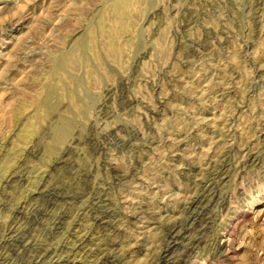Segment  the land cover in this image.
<instances>
[{
  "label": "rangeland",
  "instance_id": "1",
  "mask_svg": "<svg viewBox=\"0 0 264 264\" xmlns=\"http://www.w3.org/2000/svg\"><path fill=\"white\" fill-rule=\"evenodd\" d=\"M263 136L264 0H0V235L24 200L67 264H264Z\"/></svg>",
  "mask_w": 264,
  "mask_h": 264
},
{
  "label": "bare ground",
  "instance_id": "2",
  "mask_svg": "<svg viewBox=\"0 0 264 264\" xmlns=\"http://www.w3.org/2000/svg\"><path fill=\"white\" fill-rule=\"evenodd\" d=\"M54 92V91H53ZM44 102V101H43ZM70 124L69 123H65L64 125H63V127H62V129H61V132H60V139L61 140H64V138L70 133ZM264 137V136H263ZM219 138V137H218ZM261 138V137H260ZM262 145V144H261ZM103 146V145H102ZM227 146V145H226ZM29 149V148H28ZM29 151H31V150H29ZM101 151V150H100ZM259 151V150H258ZM61 159V158H60ZM224 160V159H223ZM19 161V160H18ZM106 161V160H105ZM230 161V160H229ZM221 163V162H220ZM226 163V162H225ZM228 163V162H227ZM110 164V163H109ZM215 164V163H214ZM107 165V164H106ZM231 165V164H230ZM22 166V165H21ZM24 166V165H23ZM22 166V167H23ZM218 167V166H217ZM13 168V167H12ZM12 168L10 169V170H12ZM18 169V168H17ZM22 169V168H21ZM141 169V168H140ZM195 169V168H194ZM217 169V168H216ZM215 169V171H217ZM220 169V168H219ZM187 170V169H186ZM15 171V170H14ZM13 171V172H14ZM20 171V170H19ZM24 171V170H23ZM209 171V170H208ZM223 171H224V169H223ZM8 171H6V173H7ZM192 172V171H191ZM210 172V171H209ZM15 173H16V171H15ZM116 173H118V172H116ZM214 173V172H213ZM219 173H221L220 171H219ZM223 173V172H222ZM227 173V172H226ZM17 174V173H16ZM185 174V173H184ZM19 175V174H18ZM26 175V174H25ZM118 175H120V174H118ZM206 175H208V174H206ZM218 175V174H217ZM7 176V175H6ZM5 176V177H6ZM214 176V175H213ZM216 176V175H215ZM220 176H222V175H220ZM13 177H16V176H14V174H9L8 175V177H7V180L6 181H11V180H13ZM20 177V176H19ZM118 177V176H117ZM120 177V176H119ZM124 177V176H123ZM126 177V176H125ZM205 177V176H204ZM212 177V176H211ZM218 177V176H217ZM217 177H216V179H217ZM24 178V177H23ZM207 178H209V177H207ZM6 179V178H5ZM17 179H18V177H17ZM209 179H211V178H209ZM212 179H213V177H212ZM215 179V181H217ZM223 179V178H222ZM19 180V179H18ZM29 180V179H28ZM219 180V179H218ZM5 181V180H4ZM203 181V180H202ZM204 181H206V180H204ZM211 181V180H210ZM212 181H214V180H212ZM22 182V181H21ZM117 182V181H116ZM219 182V181H218ZM221 182V181H220ZM10 183V182H9ZM112 183V182H111ZM197 183V182H196ZM203 183V182H202ZM212 183V182H211ZM22 184V183H21ZM36 184V183H35ZM76 184V183H75ZM79 184V183H78ZM200 184V183H199ZM214 184V183H213ZM217 184V183H216ZM221 184V183H220ZM6 185V184H5ZM47 185V184H46ZM208 185V184H207ZM212 184H210V186H211ZM218 185V184H217ZM39 186V185H38ZM37 186V187H38ZM200 186V185H199ZM209 186V185H208ZM209 186V187H210ZM213 186V185H212ZM219 186V185H218ZM217 186V187H218ZM43 187V186H42ZM73 187H75V186H73ZM79 187V186H78ZM214 187V186H213ZM216 187V186H215ZM215 187L213 188L214 190H215ZM216 187V188H217ZM207 189H208V187H206ZM212 188V187H211ZM210 188V189H211ZM43 189V188H42ZM50 189V188H49ZM82 189V188H81ZM199 189H200V187H199ZM198 189V190H199ZM204 189V188H203ZM36 190V189H35ZM46 190V189H45ZM77 190V189H76ZM6 191V190H5ZM40 191V190H39ZM42 191V190H41ZM204 191V190H203ZM210 191V190H209ZM218 191V190H217ZM216 191V192H217ZM36 192H37V190H36ZM43 192V191H42ZM41 192V194H43ZM52 192H54V191H52ZM51 192V193H52ZM97 192V191H96ZM206 192V191H205ZM208 192V191H207ZM211 192V191H210ZM86 193V192H85ZM214 193V192H213ZM10 194H12V193H10ZM34 194V193H33ZM40 194V193H39ZM203 194V193H202ZM216 194V193H215ZM214 194V195H215ZM219 194V193H218ZM96 195V194H95ZM193 195V194H192ZM206 195V194H205ZM209 194H207V196H208ZM34 196V195H33ZM198 196V195H197ZM196 196V197H197ZM90 197V196H89ZM191 197V196H190ZM195 197V196H194ZM204 197H206V196H204ZM25 198V197H24ZM82 198V197H81ZM189 198V197H188ZM187 198V199H188ZM201 198H202V196H201ZM219 198V197H218ZM20 199V198H19ZM191 199V198H190ZM221 199V198H220ZM223 199V198H222ZM221 199V200H222ZM64 200V199H63ZM90 200V199H89ZM97 200H98V202H102L103 201V199L102 198H97ZM201 200V199H200ZM202 201V200H201ZM225 201V200H224ZM72 202V201H71ZM97 202V201H96ZM187 202H189L188 203V206L191 208V210L192 209H194L195 211H193L191 214L190 213H188V211H189V209L186 211L188 214H190V216H189V218L190 219H192V220H199V214L197 213L198 211H197V209H199L198 207V202H199V200H196V198H194V199H191V201L190 200H187ZM187 202H186V204H187ZM203 202V201H202ZM226 202V201H225ZM6 203V202H5ZM92 203H93V201H92ZM207 203V202H206ZM42 204V203H41ZM46 204V203H45ZM86 204V203H85ZM94 204V203H93ZM202 204V203H201ZM200 204V205H201ZM35 205V203H32V202H28V201H24L23 200V202H21L20 204H19V207H18V209L15 211V216H13V218L11 219V220H9V222L7 223V224H5V225H3L2 226V230L1 231H3V233H1V235H0V264H12V259H14V257L13 256H15V258L17 257V259H19L20 260V264H67V263H70V262H73V263H76V262H74L75 261V259L74 260H71V261H69L68 259L70 258H67V259H65V258H62V256H61V253H63V252H65V251H61L60 252V248H56L57 246H55V248L53 247V248H49V247H45V245H44V243H43V247H42V245H41V239L36 235V231H38L37 230V228H38V226L37 225H39L41 222H42V220H40L39 218H40V215L42 216L43 215V213L42 212H40V211H38L37 210V208L36 207H33ZM94 205H96V204H94ZM93 205V207H95ZM98 205H100V204H98ZM39 206V205H38ZM65 206V205H64ZM80 206V205H79ZM106 206V205H105ZM184 206H185V204H184ZM196 206H197V209H196ZM202 206V205H201ZM97 207V206H96ZM95 207V208H96ZM100 207V206H99ZM187 206H185L184 208H186ZM203 207V206H202ZM207 207V206H206ZM211 207V206H210ZM210 207H208V208H210ZM85 208V207H84ZM92 208V207H91ZM14 209V208H13ZM51 209V208H50ZM121 209V208H120ZM202 209V208H201ZM201 209H199V211L201 210ZM204 209V208H203ZM55 210V209H54ZM53 210V211H54ZM185 210V209H184ZM205 210V209H204ZM105 211V210H104ZM206 211H207V209H206ZM9 212V211H8ZM31 212H36L37 214H38V212H39V217L37 218V217H31L30 215L32 214ZM110 212V211H109ZM182 212V211H181ZM202 212H203V210H202ZM210 212V211H209ZM155 213V212H154ZM186 213V214H187ZM101 214V213H100ZM112 214V213H111ZM184 214H185V211H184ZM201 214V213H200ZM203 214H206V213H203ZM212 214V213H211ZM33 215V214H32ZM182 215V214H181ZM181 215H180V217H181ZM209 215V214H208ZM97 216V215H96ZM95 216V217H96ZM100 216V215H99ZM101 216H104V217H101V218H98V217H96L97 218V221H106L105 219H106V216H105V212H104V215H102L101 214ZM187 217H188V215H186ZM185 216V217H186ZM206 216V215H205ZM211 216V215H210ZM215 216H217V215H215ZM214 216V217H215ZM44 217V216H43ZM108 217H109V215H108ZM111 217V216H110ZM113 217V216H112ZM209 217V216H208ZM49 218V217H48ZM178 218V217H177ZM184 218V217H183ZM212 218H213V216H212ZM27 219L29 220V219H31L32 221L34 220L35 221V224L34 225H32V227L31 226H27V225H25V222H27ZM71 219V218H70ZM99 219V220H98ZM110 219V218H109ZM179 219V218H178ZM181 219V218H180ZM201 219L202 220H205L206 221V223H208V220L210 219H206V217H205V219H204V217L202 216L201 217ZM215 219V218H214ZM30 220V221H31ZM52 220V219H51ZM54 220V219H53ZM177 220V219H176ZM175 220V221H176ZM46 221V220H45ZM63 221V220H62ZM67 221V220H66ZM175 221L173 222V226H170L168 229V231H169V243H168V248H166V255L167 256H170L171 254H172V251H175V250H177L179 247H181V245H180V242H182L181 244H183V242H184V240H185V238L187 237V234L189 233V231H191L189 228L191 227H189L188 226V223H189V225H190V222H189V219L188 220H183V221H178L177 220V222L175 223ZM55 222V221H54ZM59 220L57 221V222H55L53 225H54V228L55 227H58L59 226ZM96 222V221H95ZM194 222V221H193ZM6 223V222H5ZM69 223V222H68ZM109 223V222H108ZM175 223V224H174ZM214 223V222H213ZM212 223V224H213ZM32 224V223H31ZM95 224V223H94ZM199 224V223H198ZM47 225V224H46ZM45 225V226H46ZM60 225H61V221H60ZM64 225V224H63ZM62 225V226H63ZM194 225V224H193ZM201 225H202V223H201ZM188 226V227H187ZM60 227V226H59ZM198 227V226H197ZM199 227H200V225H199ZM195 227H193V229H194ZM57 229V228H56ZM192 229V228H191ZM165 230V229H164ZM200 230V229H199ZM194 231V230H193ZM88 232V231H87ZM87 232H85V233H87ZM206 232V231H205ZM54 233V232H53ZM79 233V232H78ZM193 233V232H192ZM195 233H196V231H195ZM76 234V233H75ZM88 234V233H87ZM86 234V235H87ZM197 234V233H196ZM195 234V235H196ZM200 234H201V231H200ZM78 234H76V240H74V245L76 246V250H78V249H80L83 245H86L85 244V241H87L86 239L88 238V237H86L85 238V236L84 235H82V236H80V235H78ZM194 235V236H195ZM202 235H204V234H202ZM167 236V235H166ZM190 236H191V234H190ZM193 236V235H192ZM191 236V237H192ZM198 236V235H197ZM200 237V236H199ZM42 238V237H41ZM188 238H190V237H188ZM44 239H46V238H44ZM166 239H167V237H166ZM202 239H204L203 237H202ZM68 240V239H67ZM108 240V239H107ZM190 240V242H191V244L193 243V245L195 244L196 245V243H198L199 241H200V239L199 238H190L189 239ZM44 241V240H43ZM64 241V240H63ZM92 241V240H91ZM186 241V240H185ZM69 242V241H68ZM201 243V242H200ZM66 244V243H65ZM68 244V243H67ZM191 244H190V246H191ZM61 245V244H60ZM64 245V244H63ZM103 245V244H102ZM186 245V244H185ZM191 246V247H195V246ZM187 246V245H186ZM185 246V247H186ZM196 246H199V244L198 245H196ZM65 247V246H64ZM73 246L71 245V247H69V248H72ZM100 247V246H99ZM189 247V246H188ZM191 247H190V249H191ZM62 248V247H61ZM78 248V249H77ZM100 250L98 251V253L96 254L97 256H96V260H98L99 262H100V264H113L114 262H115V260H117L116 259V255H115V253H113L112 252V249L111 248H109V247H107V248H99ZM187 250V249H186ZM194 250H195V248H194ZM197 250V249H196ZM71 251H73V250H71ZM83 251V250H82ZM180 251V250H179ZM190 251V250H189ZM70 252V251H69ZM181 252H182V250H181ZM192 252V251H191ZM66 254H67V252H65ZM64 253V254H65ZM75 253V252H74ZM90 253V252H89ZM117 253V252H116ZM64 254H62L63 256H64ZM77 254V253H76ZM78 254H79V252H78ZM164 255V254H163ZM175 255V254H174ZM173 255V256H174ZM71 256V255H70ZM66 257H68V256H66ZM73 257V256H72ZM166 257V256H165ZM165 257H164V260H162V261H160L159 262V264H179V257H176V258H174V257H168L167 259H165ZM191 257V256H190ZM75 258V257H74ZM181 258V257H180ZM73 259V258H72ZM119 259V258H118ZM161 259V258H160ZM184 259V258H183ZM95 260V261H96ZM97 261V262H98ZM88 262V261H87ZM79 263V262H78ZM184 263V262H183ZM83 264V263H82ZM95 264V263H94ZM181 264V263H180Z\"/></svg>",
  "mask_w": 264,
  "mask_h": 264
}]
</instances>
